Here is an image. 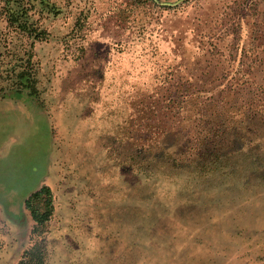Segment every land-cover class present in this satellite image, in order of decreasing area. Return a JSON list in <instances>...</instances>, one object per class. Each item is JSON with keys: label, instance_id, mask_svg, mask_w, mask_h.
Returning <instances> with one entry per match:
<instances>
[{"label": "rangeland", "instance_id": "1", "mask_svg": "<svg viewBox=\"0 0 264 264\" xmlns=\"http://www.w3.org/2000/svg\"><path fill=\"white\" fill-rule=\"evenodd\" d=\"M137 2L0 0V264H264V0Z\"/></svg>", "mask_w": 264, "mask_h": 264}, {"label": "trees", "instance_id": "2", "mask_svg": "<svg viewBox=\"0 0 264 264\" xmlns=\"http://www.w3.org/2000/svg\"><path fill=\"white\" fill-rule=\"evenodd\" d=\"M139 3H145V2H152V0H137ZM11 5H8V8ZM22 11H14L12 8L10 9V13L8 14V21L11 25L13 24H20L23 28L22 30L28 31V26L26 25V22L20 23V20L23 18ZM38 36V35H37ZM40 39V36L37 37ZM171 67V66H169ZM171 83V82H170ZM168 83V84H170ZM187 86H193L194 83L191 82V79H186L182 82H180L177 87L178 92L177 95L172 97H167L168 101L166 105L171 103L172 101H178L179 108H181L183 111L190 109L192 111H197L198 109L205 113L207 112L208 106L210 109L212 108L209 104L212 102L209 101V104L206 103V101H203L205 97L201 94V89H197V93H187L184 94L188 90ZM29 88V87H27ZM196 87H194V90ZM211 99H213V96L210 95ZM206 100V99H204ZM243 106V105H241ZM253 111V110H252ZM253 111L255 115L260 114L261 116H264V111ZM140 116L137 118V115L133 116V122H138ZM151 119L150 116H148V120ZM201 119V118H200ZM148 120H145V122H148ZM144 121H142L141 124H143ZM26 209L30 212L31 217L33 221L35 222L34 227V233L39 232L41 229L46 227L47 223L51 220L53 214H54V196L51 188L49 186H42L39 190H37L35 193H33L25 202ZM47 257V249L44 241H37L32 247H30L28 250L25 251L23 254L21 260L18 264H45Z\"/></svg>", "mask_w": 264, "mask_h": 264}, {"label": "crops", "instance_id": "3", "mask_svg": "<svg viewBox=\"0 0 264 264\" xmlns=\"http://www.w3.org/2000/svg\"><path fill=\"white\" fill-rule=\"evenodd\" d=\"M7 100H13V101H14L15 99L12 97V98H9V99H7ZM4 102H6L5 99L0 100V110H1V106H2V104H3Z\"/></svg>", "mask_w": 264, "mask_h": 264}, {"label": "water", "instance_id": "4", "mask_svg": "<svg viewBox=\"0 0 264 264\" xmlns=\"http://www.w3.org/2000/svg\"><path fill=\"white\" fill-rule=\"evenodd\" d=\"M155 1H158V0H155Z\"/></svg>", "mask_w": 264, "mask_h": 264}]
</instances>
